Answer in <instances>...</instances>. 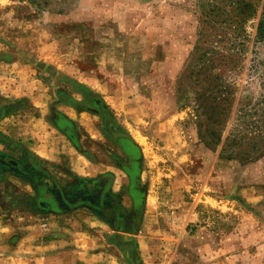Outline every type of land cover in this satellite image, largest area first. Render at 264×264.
Masks as SVG:
<instances>
[{"label":"rangeland","instance_id":"rangeland-1","mask_svg":"<svg viewBox=\"0 0 264 264\" xmlns=\"http://www.w3.org/2000/svg\"><path fill=\"white\" fill-rule=\"evenodd\" d=\"M4 105L34 147L58 111L85 146L108 116L138 144L139 247L108 264H264V0H0ZM18 142H0V220L38 222L44 162Z\"/></svg>","mask_w":264,"mask_h":264},{"label":"crops","instance_id":"crops-1","mask_svg":"<svg viewBox=\"0 0 264 264\" xmlns=\"http://www.w3.org/2000/svg\"><path fill=\"white\" fill-rule=\"evenodd\" d=\"M10 106L14 109L18 107L15 104ZM7 109L8 105L0 107L5 115L0 121L8 117ZM69 116L76 120V117ZM46 128L48 133L45 137L39 136L40 140L34 147L25 135L21 134L20 138L17 131L3 129L0 124V142L13 138L24 149H33L31 153L27 151L31 158L44 162L46 178L40 176L44 178L40 187L46 196H55L58 192L56 204L59 203L62 208L46 210L37 200V209L42 214L38 222L13 217L5 222L0 220V236H4L0 242V264H108L107 254L111 249L113 252L119 249L126 252L129 247L137 250L140 242L139 219L129 221L132 226L125 229L123 223L114 225L86 201L74 198L76 187L84 192L87 177L104 172L105 166L98 160L95 163L84 150L74 145L69 133L55 121V114ZM23 164L28 166L26 162ZM24 171L19 170L21 173ZM124 182L119 174L115 189L120 190V184ZM129 203L125 200L126 206L129 207ZM112 228L113 231H110Z\"/></svg>","mask_w":264,"mask_h":264},{"label":"flooded vegetation","instance_id":"flooded-vegetation-1","mask_svg":"<svg viewBox=\"0 0 264 264\" xmlns=\"http://www.w3.org/2000/svg\"><path fill=\"white\" fill-rule=\"evenodd\" d=\"M78 89L85 96V101L78 103L82 107L80 112L89 111L104 117V101L89 89L79 87ZM66 114L64 111L56 113L55 121L59 127L69 133L74 145L79 150H84L95 163L100 161L106 168L104 172H98L92 177H87V189L84 192L76 187L74 192L75 200L82 199V202L86 201L93 210L103 214L114 225L119 226V224L123 223L122 226L125 229L132 226L129 221L140 219L145 197L144 187L140 182L142 161L138 144L126 133V129L116 125V122L108 116L105 118L109 125L104 132L105 137L101 136L99 140H92L87 137V145L85 146L79 123ZM0 154L2 155L3 153ZM6 159L10 161V165L15 167L17 171L25 170L22 173L23 175L35 177L32 170L25 166L22 161H16L10 155H7ZM13 161H16L18 165L13 163ZM119 174L124 178L125 182L120 184V190L117 191L115 183ZM37 183L36 204L38 200L39 205H44L42 206L44 209H56L60 205L59 203L58 205L56 204V198H58L59 194L57 190L55 196L54 194L46 196L43 194L44 189L40 187V181ZM125 200L127 203L130 202L129 207L126 206ZM130 251L132 252L133 250L130 249Z\"/></svg>","mask_w":264,"mask_h":264},{"label":"trees","instance_id":"trees-1","mask_svg":"<svg viewBox=\"0 0 264 264\" xmlns=\"http://www.w3.org/2000/svg\"><path fill=\"white\" fill-rule=\"evenodd\" d=\"M216 108V107H215ZM224 129V124L220 127H218V124L215 123H211L209 125V132L212 134L210 143L212 142H218L221 139V131ZM2 136L0 135V140H1Z\"/></svg>","mask_w":264,"mask_h":264},{"label":"water","instance_id":"water-1","mask_svg":"<svg viewBox=\"0 0 264 264\" xmlns=\"http://www.w3.org/2000/svg\"><path fill=\"white\" fill-rule=\"evenodd\" d=\"M13 163H16V161H15V162H13ZM58 208H60V210H62V208H61L60 206H58Z\"/></svg>","mask_w":264,"mask_h":264}]
</instances>
